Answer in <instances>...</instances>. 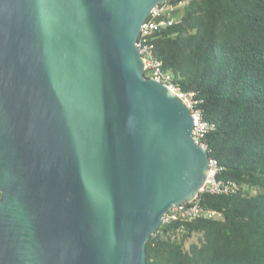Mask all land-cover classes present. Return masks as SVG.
I'll return each mask as SVG.
<instances>
[{
    "label": "water",
    "instance_id": "95a60500",
    "mask_svg": "<svg viewBox=\"0 0 264 264\" xmlns=\"http://www.w3.org/2000/svg\"><path fill=\"white\" fill-rule=\"evenodd\" d=\"M166 0H0V264H147L210 172L137 45Z\"/></svg>",
    "mask_w": 264,
    "mask_h": 264
},
{
    "label": "trees",
    "instance_id": "16d2710c",
    "mask_svg": "<svg viewBox=\"0 0 264 264\" xmlns=\"http://www.w3.org/2000/svg\"><path fill=\"white\" fill-rule=\"evenodd\" d=\"M174 2L155 53L213 123L204 143L229 189L199 194L221 218L161 224L147 264H264V0Z\"/></svg>",
    "mask_w": 264,
    "mask_h": 264
},
{
    "label": "built area",
    "instance_id": "2783aa9c",
    "mask_svg": "<svg viewBox=\"0 0 264 264\" xmlns=\"http://www.w3.org/2000/svg\"><path fill=\"white\" fill-rule=\"evenodd\" d=\"M181 5H183L182 2L176 3L174 0H166L154 6L141 27L137 45L139 46L145 60L146 76H152L164 81L171 89L184 98L192 110L194 118V138L197 143L206 145L204 143V139L209 131L213 128V123L204 118L203 111L199 107L200 102L196 97V93L194 91L182 90L181 87L176 84L172 75L169 72L164 71L163 63L155 53V40L158 37L159 32L163 28L174 25L178 22V9L181 7ZM210 165V172L208 174L206 183L201 188L200 193L207 191L218 194L227 191L229 186L217 178L219 170L217 161L213 158H210ZM197 217L221 218L222 213L214 209L203 207L200 203V198L198 195L190 202H183L172 206L164 215V222L175 220L189 221Z\"/></svg>",
    "mask_w": 264,
    "mask_h": 264
}]
</instances>
